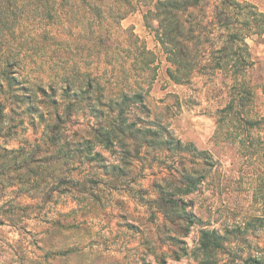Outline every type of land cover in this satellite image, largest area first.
Listing matches in <instances>:
<instances>
[{
  "label": "rangeland",
  "instance_id": "obj_1",
  "mask_svg": "<svg viewBox=\"0 0 264 264\" xmlns=\"http://www.w3.org/2000/svg\"><path fill=\"white\" fill-rule=\"evenodd\" d=\"M159 1L130 0L118 20L109 0H91L106 12L96 26L90 9L67 19L59 0L57 22L52 0H25L0 31V71L16 54L21 83L0 88V264L264 263V161L218 129L233 83L212 69L225 35L211 25L219 0L201 13L206 66L187 76L160 43ZM236 1L253 108L264 115V32L250 35L264 27V0ZM185 177L201 180L196 190L186 192Z\"/></svg>",
  "mask_w": 264,
  "mask_h": 264
},
{
  "label": "trees",
  "instance_id": "obj_2",
  "mask_svg": "<svg viewBox=\"0 0 264 264\" xmlns=\"http://www.w3.org/2000/svg\"><path fill=\"white\" fill-rule=\"evenodd\" d=\"M1 1L3 2L2 4ZM35 1L47 2L48 5L50 0ZM52 1L53 2H51L49 12L51 10V12L56 16L58 22L60 16L58 17V12L56 11L54 5L59 0ZM64 1L70 4V2L74 0H62L59 4V9L61 8V16H66L67 19L78 18L79 21L88 19L87 9H90L91 7V0H79L78 4H67L71 7V10L64 5ZM109 1L111 2V6H115V19L123 20L129 14V10L133 11L130 0ZM209 1L210 0H160L156 7V17L160 21V25L157 30L160 43L165 47L167 53L174 60L173 62L176 66V72L177 70H183L185 72V76L193 74L196 70L201 68L200 66H206L203 65V62L205 61L207 52L201 47L206 29V26L203 23L205 15H201V13H205V6L210 4ZM25 4V0H0V29H2L0 31L10 30L8 28L11 26V21H15L17 19L19 11H24ZM47 5H45L46 10L48 7ZM82 7H84L83 10ZM214 8L217 12L216 15L218 22L211 25L222 29L225 35L222 38V46L216 49L215 54L220 57L216 58L217 63L215 66H212V69L231 73L230 77L233 80V83L229 87L228 91V103L223 109L219 110L220 121H218V129L223 130V139L225 141L233 139L235 144H239L244 157H254L255 159L263 162L264 135L262 132H264V115L258 113L255 108H253L255 104L254 90L256 89V86H252L247 80L248 72L253 66V63L248 61V58H250L251 55L249 46L246 43V36L249 33L243 35V30L236 29L233 24L234 19L239 15L237 12L241 13L243 10L241 9L240 3L236 0H219V3ZM46 10L40 13L41 18L47 14L45 13ZM91 11L93 13V21L96 26L101 25V20L99 18L104 19L106 12L103 13L104 15L100 13L101 10H99L98 5H93ZM195 12H197V17ZM199 15H201L200 18ZM252 17H254L253 14ZM45 18L46 17L43 19ZM261 24H258L255 27L256 30H259L258 33H250V35L261 34L264 32V27H262L263 25L261 26ZM245 25L249 27L250 22L246 21ZM251 29L252 27L249 28V30ZM96 31L97 30H94V32ZM101 40L102 39L100 37L95 44L101 43ZM0 43L5 44L3 41H0ZM104 50L105 53L108 51L106 45L103 51ZM15 55L16 54L13 55V53H9L7 57H5L3 67L0 71V88L5 87L4 82H6L8 87L18 86L21 84L18 79L12 76V69H14V67L20 62L18 59L14 62L11 61V58L13 59ZM98 56L100 57L101 55ZM62 77L64 78L63 83L67 84V88L64 90V93L69 94L72 90V84L69 81L70 77L64 74ZM91 85L92 82L88 84L89 87ZM47 87L49 88L50 94L55 98L56 85L54 83H50ZM38 90L44 95L47 94L46 87L44 88L40 86L38 87ZM0 110L3 111V108H0ZM0 114L2 113L0 112ZM57 116V120L60 121V115L57 114ZM52 130H54V128H52ZM122 130V128L117 129V133L122 134ZM94 132H97V130ZM97 136H99V138H103L102 142L105 145L113 142L109 137V132H99ZM51 140L52 142H56L57 138H52ZM211 158L212 157L208 160ZM258 172L260 176H264V171ZM200 181L201 180H196L195 178L185 177L182 180V183L185 184L187 188L186 192H192L193 190H196ZM179 184L181 185V182H179ZM172 200L174 201L173 204H178L177 200ZM180 202L183 203L182 200H180ZM189 220H191V217ZM191 222H189L190 225L192 224ZM204 234L205 233L203 232V235ZM206 237H204V239ZM176 258L179 259V257ZM252 263L264 264L257 258H255Z\"/></svg>",
  "mask_w": 264,
  "mask_h": 264
}]
</instances>
